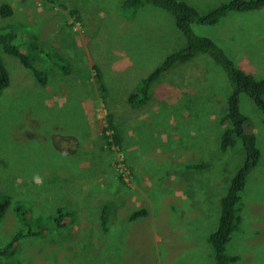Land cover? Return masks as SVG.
<instances>
[{"label":"rangeland","instance_id":"1","mask_svg":"<svg viewBox=\"0 0 264 264\" xmlns=\"http://www.w3.org/2000/svg\"><path fill=\"white\" fill-rule=\"evenodd\" d=\"M2 1L15 4L17 13L14 20L0 18V28L13 24H25L27 29L38 27L37 36L41 40L34 39L30 48L33 56L44 52L47 59L38 65L41 79L36 80L17 57L0 52V59L10 77L9 88L0 96V190L20 198L21 205H26L34 214L37 210L33 205L39 207L47 195L59 201L57 207L71 204L78 212L85 208L84 204H91L96 209L108 204L109 214L117 205L125 206V211L131 214L127 208L135 193L140 203L144 201L143 208L149 211L152 220L144 222L131 234L123 225V241L116 242L105 261V248L101 246L99 264H155L159 259L164 260L162 264H213L209 236L219 225L220 199L234 174L233 168L224 175H219L218 170L211 171L210 175L207 170L181 173L173 163L207 161L212 152L216 153V138L225 128L217 124L210 127L209 121L226 110L232 92L226 72L210 57L200 55L163 75L155 92L164 98L163 102L186 104L183 114L187 119H180L176 113H163L166 108L158 109L149 104L140 108L143 111L123 113L124 100L128 99L131 86H138L143 76L164 60L166 48L174 46V51L184 46L181 35L176 36L171 18L161 16L154 22L152 10L143 8L139 10L137 24L126 29L131 35L122 39L108 36L111 28L118 27L122 31L131 22L126 18L127 14L120 12L122 0H70L72 4L67 9L58 10H54L51 4H45L48 8L44 9L43 0H19L20 5L16 4L17 0ZM228 1L190 2L196 7L215 8ZM29 3L31 7H28ZM75 9L82 12L83 20L74 28L64 26L67 21L72 22L68 12ZM162 14L167 16L165 12ZM147 15L148 18L144 19ZM71 16L79 18V14ZM196 29L201 35L215 40L234 63L248 66L258 79L264 78V8L233 12L214 27ZM22 41L19 39L16 43ZM122 54L124 57H120ZM50 58L56 65L47 62ZM63 68L70 71L63 73ZM97 71L101 78L96 76ZM113 83H116L112 89L113 102L105 103L104 99L109 97L108 86ZM42 86L53 88L44 89ZM182 86H191L193 91L182 97ZM103 87L107 91H103ZM69 89L74 90L72 96ZM240 100L256 126L255 132L263 149L264 128L258 129L264 123L262 112L252 101L246 100L244 94ZM49 105L57 107L49 111ZM108 106L116 112V123L121 124L128 137L121 145H112V153L108 152L106 161L103 151L95 143L102 138V126L108 127ZM171 137L180 143L170 152L158 148L157 154L146 153L145 148L152 151L157 144H164ZM35 140L57 154H46L44 149L38 148ZM71 141H76L80 147ZM190 148L203 159L187 156L185 150ZM162 153L169 155V161L165 162L166 156ZM125 155L133 166L136 179L130 178L127 185L115 188L111 184L112 189H102L100 180L114 177L110 161L115 158L122 161ZM234 160L236 162L229 164L231 167L241 163V155H235ZM164 162L157 169L156 164ZM120 168H123L122 164ZM145 169H150L148 177L143 174ZM36 175L42 183L34 182ZM56 175L72 178L75 183L68 191L56 189L59 188L58 181L56 187L48 188ZM46 178L49 183L44 182ZM139 178H147L148 184L136 183ZM112 192L113 198H109L108 193L111 195ZM176 194L178 197H174ZM118 195L120 198L115 199ZM243 200L245 204H253L242 212L243 224L246 220L250 223L244 230L247 236L240 237L237 233L228 245L227 253L240 254L243 259L239 264H264V161L249 176ZM99 201H103L102 204ZM43 211L47 215L57 213L51 209ZM252 213L259 214L257 224L256 220L249 222ZM96 217L94 211L88 216L85 211L81 216L89 221L85 230L73 232L78 235L79 242H76V236H68L65 230L58 231L52 242L56 237L67 236L72 239L65 241L62 253L68 254L67 246L72 243L71 253L79 252L83 256L85 246L91 257L89 247L94 242L110 240L109 236L103 241L96 238L92 243L87 242L86 233L97 237L102 231L101 224L94 221ZM17 218L18 224L11 214L0 222V246L11 240L17 226L20 228L18 215ZM81 225L80 222L75 224ZM251 233L256 237H250ZM124 243L126 252L117 256L111 254L114 250L119 251V246ZM39 246L38 243L26 247L37 249ZM52 248L54 245L47 249Z\"/></svg>","mask_w":264,"mask_h":264},{"label":"trees","instance_id":"2","mask_svg":"<svg viewBox=\"0 0 264 264\" xmlns=\"http://www.w3.org/2000/svg\"><path fill=\"white\" fill-rule=\"evenodd\" d=\"M43 1L44 9H47L48 7L46 5L49 6L50 4L54 10H58L59 8L67 9L72 4L70 0ZM122 1L120 12L122 14H127L126 16L128 17L126 18L131 20V22L122 31L118 27L111 28V30L108 31V36L113 35L125 39L131 35V32L126 29L137 24L136 18L139 16V10L145 8L147 10H152V19L154 22L161 16L171 18L176 28L175 33L177 38L179 33L185 43L183 47L174 51H172L174 46L166 48L167 51L163 53L165 56L164 60L160 61L154 70L147 75H144L138 86H131L132 89L130 95L128 96V99L124 100L122 108L123 113H128L134 110L143 111L140 108L149 104L153 107L157 106L158 109L166 108V110L162 111L163 113H176L177 117L180 119H187V117L183 114L185 108L187 107L186 104L179 102L177 105H174L169 101L163 102L164 98L159 97V94L155 92V89L157 87L156 85L161 83V79L165 73H170L176 67L192 62L200 55L210 57L226 72L230 80L232 92L228 97L226 110L222 115L218 114L214 119H212V121H209L210 127L217 124L220 127L225 128V130L216 138V153L212 152L207 161L197 160L188 162L187 164H173L176 165L177 170L181 173H183V171L207 170V174L210 175L211 171L218 170L220 171L219 175H224L229 173V171H233L234 174L231 176L230 183L226 186L220 199L222 212L219 225L217 230L210 234L209 242L213 248V264H239L243 259L241 255L237 253L228 254L227 247L237 233H240V237L246 238L247 236L244 230L248 229L250 223L246 220L243 224L244 218L242 212L246 209V207L250 208L253 204H245L243 194L246 190L249 176L259 166L261 161H264V148H261L259 135L255 132L256 126L252 122L250 116L242 108L240 97L244 94L245 99L252 101L257 106L258 110L262 112L261 116L264 117V78L258 79L253 74V70L248 66L242 67L234 63V61L227 56L225 50L218 45L215 40L206 37L205 35H201L198 33L196 28L214 27L233 12L245 13L261 10L264 8V0H230L215 8H203L201 6L196 7L190 2L192 0ZM20 2L21 1L17 0L16 4L20 5ZM28 7H31L30 3ZM163 12H165L167 16L162 14ZM16 13L15 4L0 0V18L4 20L13 19V17L16 16ZM68 14L72 22L70 23L67 21L64 26L74 28L77 23L83 20V14L80 10H71ZM78 14L79 18L71 16H77ZM145 18H148V15L145 16L144 19ZM145 28L148 29V25H146ZM38 34V27L27 29L25 24L24 26H22V24H13L11 26L5 25L0 28V52L19 57L22 61V65L33 71L32 75L36 80L41 79L40 72L38 73V65L42 62V60L47 59L44 52L38 53L34 56L32 55L33 52L30 48L31 44L34 43L35 40H41V37L38 38ZM23 38H25V40ZM19 39L23 40L21 44L16 43ZM33 45H35V47L39 46V44ZM22 46L27 48H23ZM120 57H124V54L120 55ZM47 62L51 65H56L54 60L51 58ZM125 62L129 61L125 60ZM62 70L63 73H68L70 71L65 68ZM96 76L99 78L102 77L98 71ZM9 84V73L0 59V96L9 88ZM112 85L113 86H108L109 97L104 99L105 103H110L113 100L114 96L112 89H114L116 83H113ZM42 87L44 89L48 87L53 88V86ZM158 87L160 90L162 89V86ZM190 87L191 86L181 87V92L183 93L182 97H186V93L189 94L193 91ZM103 91H107V88L103 87ZM69 93L70 96H72L74 90L69 89ZM46 96L48 95L46 94ZM55 107L57 106L49 105L47 110L50 111ZM107 116L109 119L108 127L102 126V138L95 143L97 148L100 151H103L102 155L105 160L108 157V152L109 154L112 153V145L116 144L119 146L126 142V138L128 137V134L122 128L121 124L116 123V112H113L109 106ZM172 127L177 128V126L173 125ZM263 128L264 123L258 129ZM46 137H50V135L46 134ZM35 142L38 144V148L46 151V154L51 156L57 154L53 149L40 144L37 140H35ZM71 142L80 147L76 141ZM177 143H180V140H175L171 137L164 144H157L154 150L149 151L145 148V151L147 154H157V149L161 148L165 152H170V149L176 146ZM134 149L136 148L134 147ZM185 151H188L187 156L199 158L196 156L193 149L190 148V150L186 149ZM238 153L241 155L242 161L240 164L231 167L229 164L231 161L236 162L234 160V156ZM162 155L166 156L165 162L169 161V155L165 153H162ZM74 160L75 158H73V161ZM165 162L162 164H156L157 169L161 165H164ZM106 164L108 166L107 162ZM120 164L123 165V168H120ZM110 167L114 173V177L109 180L108 177L101 179L99 183L101 184L102 189H112L111 184H113L115 188L119 185H127L130 182V178L134 180L136 179V174H133V166L128 162L127 155H125V158L122 161H119L116 158L110 161ZM230 168H233V170L231 171ZM149 172L150 169L143 170V174L146 177H148L147 173ZM158 175H160V172ZM168 175L170 176L169 173ZM160 180L163 181L164 179L160 178ZM177 180L179 179L177 178ZM57 181L59 183V188L56 189H59L60 191H68L75 183L72 178L66 177L65 179L63 175L54 176L50 183L47 178L44 180V182L49 183V185L45 183L48 188L56 187ZM188 182L189 181H187V183ZM136 183L140 185L142 183L148 184V179L139 178L136 180ZM146 186L148 185H145V187ZM133 195L134 196L127 208L128 211H131V214H128L125 211L126 207L123 205H117L112 213L109 214L110 207L108 204H103L102 209L93 208L91 207V204L90 206L84 204L85 208H82V210L78 212L77 207H74L71 204H61L62 206L57 207L59 201L49 195H45L46 200L44 203L40 204L39 207L35 204L33 205L37 210V214H34V211L28 210L26 205H21L20 198L17 196H11L10 194L4 193L0 190V222L5 220L8 214H11L15 216L17 224L18 215L20 223V228L17 226V228L13 231L11 240L0 246V264H99L101 260V246L105 248V261L107 259L108 251L115 246L116 242L123 241L125 234L121 232L124 230V227L130 234L135 231V226L131 225L128 227L125 225L127 218L130 217V222H136L139 220H145L146 222L152 220L150 218L149 211L146 208H143L144 201L140 203L138 201L139 196H136L135 193H133ZM108 196L109 198H113V192L111 195L108 193ZM174 197H178V194ZM100 198L103 199V197ZM119 198L120 196L118 195L115 199ZM102 202L103 201H99L98 203L102 204ZM43 209H51L53 212L56 211L57 213L54 214V212L47 215ZM85 211L87 216L91 211L96 212L97 217L94 221L101 224L102 228V231L97 237L86 233L87 242L92 243L96 240V238L103 241L105 237L109 236L110 240L108 242H94L93 245L89 247V250L92 252L91 257H89L90 253L85 246L83 256L79 252L71 253L72 243H69L67 246L68 254L62 253L61 248L64 246L65 241L68 242L72 238H67V236L56 237L53 243L52 237L56 236L58 231L65 230L69 233L68 236H76V242H79L78 235L73 232L85 230L88 226V223L86 222L89 221V219L81 218L82 215H85ZM252 215L253 217L249 220V222L256 220V217L259 214L252 213ZM77 222H80L82 225L75 226ZM257 223L258 221L256 220V224ZM249 236L256 237L254 233H251ZM158 241H162V239L158 238ZM38 243L40 246L37 249H29L26 247L27 245ZM51 245H54V248L47 249ZM119 248V251L114 250L111 254L117 256L126 252L125 243L119 246ZM38 259H40V261H37ZM159 261L160 259L155 264H162V262H164V260Z\"/></svg>","mask_w":264,"mask_h":264},{"label":"crops","instance_id":"3","mask_svg":"<svg viewBox=\"0 0 264 264\" xmlns=\"http://www.w3.org/2000/svg\"><path fill=\"white\" fill-rule=\"evenodd\" d=\"M129 220H130V217L126 219V221H125V225L128 226V227L131 226V225H132V226H135V230H136V231H138V230H139V227L142 225V223L145 222V220H144V221H140V220H139V221H136V222H130ZM131 223H132V224H131ZM133 232H134V231H133Z\"/></svg>","mask_w":264,"mask_h":264},{"label":"clouds","instance_id":"4","mask_svg":"<svg viewBox=\"0 0 264 264\" xmlns=\"http://www.w3.org/2000/svg\"><path fill=\"white\" fill-rule=\"evenodd\" d=\"M220 6V5H219ZM23 48H25V47H23ZM27 48V47H26ZM15 57H17V56H15ZM20 61H21V59L19 58V57H17ZM22 62V61H21ZM25 67V66H24ZM25 69H27L29 72H33L31 69H29V68H25ZM200 86H202V85H200ZM33 179H34V182H36V183H38V184H40V183H42V179L38 176V175H36V176H34L33 177Z\"/></svg>","mask_w":264,"mask_h":264},{"label":"bare ground","instance_id":"5","mask_svg":"<svg viewBox=\"0 0 264 264\" xmlns=\"http://www.w3.org/2000/svg\"><path fill=\"white\" fill-rule=\"evenodd\" d=\"M233 180V179H232Z\"/></svg>","mask_w":264,"mask_h":264}]
</instances>
